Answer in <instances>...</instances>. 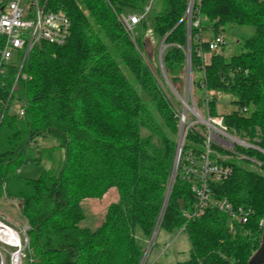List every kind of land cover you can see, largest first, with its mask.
<instances>
[{
  "label": "trees",
  "instance_id": "trees-1",
  "mask_svg": "<svg viewBox=\"0 0 264 264\" xmlns=\"http://www.w3.org/2000/svg\"><path fill=\"white\" fill-rule=\"evenodd\" d=\"M148 1L48 0L49 11L71 21L67 42H41L20 74V56L0 73V202H16L29 226L28 264L142 261L176 165L188 45V0H165L161 12L138 25L139 36L125 32L119 16L124 10L144 12ZM200 13L201 25L191 33L194 104L204 117L223 119L229 134L263 151L236 147L245 156L239 160L213 146V160L234 172L210 190L254 214L236 236L227 215L216 209L192 216L196 199L183 167L189 153L205 152L206 129L197 124L187 132L160 228L188 236L190 259L178 264H248L260 246L264 219V0H202ZM231 25L255 33L244 39L240 54L210 53L202 32L224 36ZM149 26L163 43L170 85L155 59L158 48L144 36ZM4 42L0 35V51ZM207 92L213 94L208 112ZM10 95L26 103L23 117L5 109ZM220 95L232 97V110L220 111ZM41 138L57 140L64 161L56 173L23 177L24 165L43 162L44 150L32 148ZM252 157L260 171L248 165ZM111 192L117 200L101 223L86 227L82 203Z\"/></svg>",
  "mask_w": 264,
  "mask_h": 264
},
{
  "label": "built area",
  "instance_id": "built-area-1",
  "mask_svg": "<svg viewBox=\"0 0 264 264\" xmlns=\"http://www.w3.org/2000/svg\"><path fill=\"white\" fill-rule=\"evenodd\" d=\"M202 0H188L187 8L183 20L186 23L188 33V45L185 49L186 56V88L184 98L179 97L183 106H186L185 113L181 114V125L183 127L180 136L181 153L178 154L175 165L174 177L168 187L162 211L157 222L156 228L152 234L147 248H152L158 230L161 226L162 218L167 208L171 195L174 178L179 166L183 146L187 132L195 128L197 124H202L206 129L204 137L205 152L199 157L189 153L186 157V163L183 167L185 178L193 183L192 192L196 199V210L192 214L194 217L201 216L207 208H213L227 215L229 223L228 229L231 235L240 234L246 224L250 222L254 211L245 206H235L226 198H215L210 190L211 183H222L228 180L234 172L230 165H223L215 162L212 156L215 154L213 146L221 148L239 160L245 159L244 155L238 154L236 147L253 148L262 151L255 145L248 144L228 133L227 128L221 118L211 119L204 117L194 104L192 89V57H191V33L193 29L198 28L202 22L200 13ZM151 5L145 7L144 15H130L128 17L121 15V23L126 31L133 35L134 27L136 28L151 9ZM48 0H0V35L4 37V47L0 51V73L16 57L23 59L25 62L32 49L41 42L62 46L67 42L70 34V19L56 12L48 10ZM204 41V40H203ZM208 43L210 53H220L226 46L225 36L218 35L215 38L205 41ZM163 51V49H162ZM189 81V84H188ZM213 94H206V111L208 104L211 102ZM222 95L219 96V100ZM188 100H192L193 106L190 108ZM25 106L21 107L18 114L25 115ZM190 110L197 119L191 121L187 119V110ZM1 117V109H0ZM191 217V216H190ZM264 230V219L259 223ZM29 226L24 223L18 225L8 218L0 215V264H22L26 257L29 246L28 237ZM146 255V254H144ZM144 256L140 264H145Z\"/></svg>",
  "mask_w": 264,
  "mask_h": 264
},
{
  "label": "rangeland",
  "instance_id": "rangeland-1",
  "mask_svg": "<svg viewBox=\"0 0 264 264\" xmlns=\"http://www.w3.org/2000/svg\"><path fill=\"white\" fill-rule=\"evenodd\" d=\"M164 2L165 0H149L148 1V7L151 5V11L146 15V20L148 18L153 17L155 14H158L163 10L164 7ZM145 12L138 13L134 12L131 10H124L123 14L124 16L128 17L130 15H136V16H142L144 15ZM119 21L121 23V15L119 16ZM122 25V23H121ZM123 26V25H122ZM125 32L134 39V37L139 36L140 33V27H134L133 35L126 31L125 27L123 26ZM203 38L204 41H208L207 35L208 31H203ZM255 33V29L253 27L249 26H236V25H231L226 28V31L224 32V36L226 39V46L224 49L221 50V52L224 50V53L228 55L229 57L240 54L243 41L244 39H248L252 37ZM144 36L147 38V40L151 43V46H155V48H158L157 52V57L155 56V59L158 61V65L160 66L159 62V54L163 51V43L158 41V39L155 37L151 27L146 30ZM152 46V47H153ZM153 49H151L152 51ZM164 50V49H163ZM220 52V53H221ZM153 59V57H152ZM26 62V61H25ZM23 59H21V64H20V69H19V74L20 70L23 67L24 63ZM19 75L17 74V77ZM195 76H198V73L195 74ZM186 78V76H185ZM185 81V87L183 91V95L181 98H184L185 94V88H186V83ZM189 84V81H188ZM16 86V82H15ZM13 87L12 91H15L16 87ZM196 96L198 98L202 97V92L198 91ZM232 101V97L229 95H222V98L220 99V111H226L232 110L234 106L230 104ZM188 105L191 108L193 106L192 100H188ZM10 106V112L12 114L18 113L19 110L21 109L22 106H24V101H21L17 98V96H12L10 95L8 100L6 101L5 104V109ZM184 108V106H183ZM183 109L182 112L179 115V118L181 119V114H183ZM187 119H190L191 121H195L197 119L195 116H193L192 112L188 109L187 110ZM181 122H180V130H181ZM180 130H179V145L177 149V156L176 159L178 158V153L179 149L181 147L180 145ZM186 139V138H185ZM35 148L32 146L34 149H42L44 150V157H43V162L39 165H36L34 163L32 164H27L24 165L21 169V175L23 177H29V178H38L41 176V174L44 171H49L51 169L54 170V172H58L60 166L62 165L64 161V152L61 151L59 152L58 150H55V147L58 145V141L53 139V138H41L36 141ZM263 152V151H261ZM33 153V152H32ZM234 156V155H233ZM236 158V157H235ZM248 165L250 168L260 171L258 168L261 166V163L257 162L253 157L250 159V163L248 162ZM175 173V171H174ZM174 175L172 176V178ZM172 180V179H171ZM168 192V189H167ZM167 196V193H166ZM117 196L114 192L109 193L108 195L105 196L104 200H85L83 204V210L84 214L86 216V221H85V226L94 229L96 226H98L101 221L103 220L106 210L108 206L110 205V202L116 201ZM8 203H12V201L7 202L6 205H3L0 203V215L3 217L8 218L10 221L18 224V225H23L25 223L22 215L20 214L19 210L17 208L10 209L8 207ZM16 203V202H15ZM13 205V204H11ZM149 244V243H148ZM148 244L146 246L145 254L144 255V261L146 262L145 264H153L154 262H158L161 264H178L181 262H185L190 259V251H191V244L189 242L188 236L186 235L185 232L182 230H175L172 232H168L163 228H159L157 237L155 240V243L152 248H147ZM159 256V257H158ZM26 259V258H25ZM23 264H28V259L24 260Z\"/></svg>",
  "mask_w": 264,
  "mask_h": 264
},
{
  "label": "water",
  "instance_id": "water-1",
  "mask_svg": "<svg viewBox=\"0 0 264 264\" xmlns=\"http://www.w3.org/2000/svg\"><path fill=\"white\" fill-rule=\"evenodd\" d=\"M159 64H160V69L165 77V80L167 82L168 85L169 81L167 80V77L164 74V70H163V64H162V52L159 54ZM186 111V106H184L183 108V112L185 113ZM182 131H183V127H181L180 130V136L182 135ZM181 153V149H179V155ZM248 264H264V230L262 232V237H261V243L260 246L258 248V250L254 253V255L250 258V260L248 261Z\"/></svg>",
  "mask_w": 264,
  "mask_h": 264
},
{
  "label": "crops",
  "instance_id": "crops-1",
  "mask_svg": "<svg viewBox=\"0 0 264 264\" xmlns=\"http://www.w3.org/2000/svg\"><path fill=\"white\" fill-rule=\"evenodd\" d=\"M213 38H214L213 35H212L211 33H208L206 39L211 40V39H213ZM201 39L204 40V38H203V33L201 34ZM33 147L35 148V145H33ZM34 148H33V149H34ZM34 150H36V149H34ZM7 202H9V201L3 200V201H1L0 203H2V204L4 203L3 205H6ZM11 204H13V205H11ZM0 205H1V204H0ZM8 207H9L10 209L17 208V209L19 210L18 204L15 203V202L10 203V205H9V203H8ZM158 257H159V256H158ZM154 263H155V262H154Z\"/></svg>",
  "mask_w": 264,
  "mask_h": 264
}]
</instances>
